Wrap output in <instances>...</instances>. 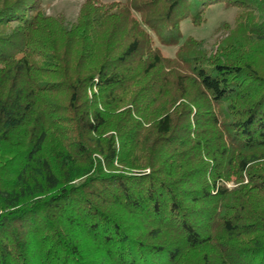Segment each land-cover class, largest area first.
<instances>
[{
  "label": "trees",
  "instance_id": "trees-1",
  "mask_svg": "<svg viewBox=\"0 0 264 264\" xmlns=\"http://www.w3.org/2000/svg\"><path fill=\"white\" fill-rule=\"evenodd\" d=\"M36 2L0 0V264H264V74L185 42L174 63L135 25L92 64L107 11L58 50ZM125 2L166 46L242 6L264 45V0Z\"/></svg>",
  "mask_w": 264,
  "mask_h": 264
},
{
  "label": "rangeland",
  "instance_id": "rangeland-1",
  "mask_svg": "<svg viewBox=\"0 0 264 264\" xmlns=\"http://www.w3.org/2000/svg\"><path fill=\"white\" fill-rule=\"evenodd\" d=\"M36 3V8H39L42 13L41 24L44 22L43 24L49 27L47 29L51 31L55 41L58 40V42H55L58 50H62L61 46L65 42L63 40L64 36H68L74 30L80 31L82 27L79 24L84 21L85 12L99 15L105 13V10L107 11L108 15L101 20L100 28L95 30L97 34L93 33L92 38L97 41L95 44L98 47L93 52L92 64L97 60L95 57L99 58L102 55L103 48L100 45L103 40L101 38L102 35H108L112 31L113 33L110 36L112 42L119 43V40L123 39L122 36L127 35L131 26L135 25V29L138 26V29H143L150 35L153 49H156L162 57L174 60V63H178L177 53L185 42L186 44H191L196 53H201L208 62H249L261 74H264V45L244 41V37L238 27L244 16L252 12L242 6H232L222 2L209 5L203 12L204 21L201 24L195 25L189 19L182 20L179 25L182 41L175 46H166L159 43L158 38L142 25L140 16L129 8L125 0H37ZM58 30H66L67 35L56 33L55 31ZM98 36L100 37L99 39ZM86 42H91L90 38H87ZM75 44L76 42H72L73 48L76 46ZM72 51V53L76 52V50ZM70 60L72 66L75 65L73 54ZM169 69L166 68V71L168 72ZM185 69L184 67L183 70ZM49 99H54L59 103L64 100V95L55 93ZM63 116L64 114L60 113L57 117H62L63 119ZM226 186L230 190L235 187L232 182L227 183ZM252 201L256 208L264 210V194H256Z\"/></svg>",
  "mask_w": 264,
  "mask_h": 264
}]
</instances>
